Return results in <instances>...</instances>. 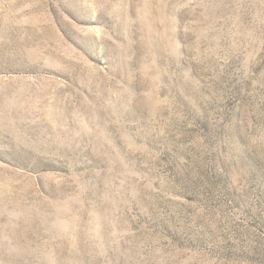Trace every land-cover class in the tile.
<instances>
[{"label":"rangeland","instance_id":"1","mask_svg":"<svg viewBox=\"0 0 264 264\" xmlns=\"http://www.w3.org/2000/svg\"><path fill=\"white\" fill-rule=\"evenodd\" d=\"M0 264H264V0H0Z\"/></svg>","mask_w":264,"mask_h":264}]
</instances>
